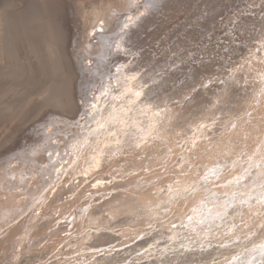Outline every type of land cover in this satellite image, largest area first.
Returning a JSON list of instances; mask_svg holds the SVG:
<instances>
[{
    "label": "bare ground",
    "instance_id": "bare-ground-1",
    "mask_svg": "<svg viewBox=\"0 0 264 264\" xmlns=\"http://www.w3.org/2000/svg\"><path fill=\"white\" fill-rule=\"evenodd\" d=\"M157 1L158 0H101V2L98 0H18V2L16 1L14 5L12 4L14 7H11L10 0H0V51L7 54L4 57H0V91L2 86L4 85L3 82H5V79L8 78L7 73L12 69L11 65L13 64L12 61L11 63L9 62L10 58L13 59V62L15 59H18L20 57V53L24 49V44L27 43V51H29L30 48L37 51V53L39 51L40 55L42 53L44 54V57L47 55L49 58H51V62H55L59 65V68L62 71L67 83V98L65 97V99H61V101L59 100L60 103H58H62L63 105H65V107H72V118L76 119L77 114L81 110L83 111L82 115L84 116L83 119H80L76 121V123H73L75 124L74 126H77L79 128L78 131H74L73 129L64 131L61 127V125L63 124V120L61 121L58 118L51 119L52 121L48 123L42 121L44 122V124H41L39 126L36 125V128H32V130H29L28 132L30 136L36 138L33 139L32 142L28 141L27 143L26 141L22 145L15 142L16 144H13L8 149H4L2 152H0V251H5L4 256L0 255V264H11L10 259L13 258L10 257V251L8 252L7 250V242L11 243L10 248H21L22 246L26 247L29 240L33 243L34 238L41 229L40 225H45L44 222L46 219H48L46 217H49L46 216L47 211L51 209L50 206L52 205L49 200L53 202L56 198L55 196L59 195L58 192L65 188L64 185L70 181H68V179L71 176L75 175L76 172L78 173L79 170L76 171V169H79V161L84 163V161L81 160H83V158H85L86 160L87 154L89 156L91 155L90 161L93 157L94 159H97L98 162L100 159L104 158L98 157L99 154L101 156V154L104 153V151L100 150L102 147L99 149L102 143L95 142L94 139L97 138V140L99 141V139L103 137V135L106 136L107 130L105 129L108 128V123H115L114 131L117 135V132L119 130H115V128L118 129L116 127V120L119 121V119L121 118H119L118 115L122 116V123L125 121L123 123V126H125V128L128 127L126 125H129L130 122L131 124L135 125L140 120L138 117H136L137 115L135 117H128L129 107L125 106L126 104H128V102H123L122 100L128 93L132 94V96H130V102L136 101V99L138 100V98H140L142 91L139 90V88H136V83L140 79L135 80V77L138 76L132 74V78L129 77V80H127L125 83H120L121 85L119 86V93L122 94L120 96L114 97L113 93H116L118 91L111 90L112 87L110 86L113 84L115 85V82L110 86L109 84H105L102 86V88H97L99 89V94L97 96H95L96 93L93 94V96L95 97L92 99L88 98V96H86L85 94L84 96L86 97V101L89 102L88 105L84 104V102L80 105L74 104L71 101V98L76 95L77 91L74 89L75 91L73 94V92L70 91L71 88L69 84L72 77L77 79L82 78L83 80L81 79V83L78 86L79 93H82L83 89L86 88V86L88 87L87 82L91 81V77L88 76L92 75L94 79L96 76H98L99 73H104V69L107 73L108 70L106 69L111 63V59L109 60V57L114 55L112 54V52L114 50H116V52H119L122 46L125 47L126 43L131 40L130 38H132L134 34L136 35L137 28H141V24H143L147 19V15L153 13L152 9L154 5H157ZM41 48L45 52L42 51L41 53ZM27 51H25L26 54ZM116 52L114 53L116 54ZM29 56L30 55L28 54V57ZM257 57L258 56H255L253 58L255 59ZM260 60L257 59L254 62L258 63L260 62ZM20 61L18 60L17 63H19ZM22 62L23 61H21V63ZM43 62L45 61L43 60ZM14 63H16V61ZM42 66L45 67L46 65L44 66L42 64ZM123 66L124 65L121 66V69L125 70L126 66L128 65L124 66L125 68H123ZM75 67H78L77 72L75 70ZM243 68H245V64ZM72 69H74L75 74H72ZM257 70L260 74L259 77H257L258 75L256 76L259 82L253 88L251 104L249 105L250 100L247 104L248 106L246 109H249L244 113L242 117L240 116V120H234V122H232L233 125H224L227 128V133L229 131L228 128H231V130L230 134H228L229 138L228 136H224V138L228 139L224 140V142H222V145H220V140H222V136H220L218 140H214V142L210 143V146H212L209 147L210 150H208L209 148L207 150L206 148H203L202 150H205L204 152H202V150H196V152H192L191 155L192 158H195V161H193V164L191 166L190 160H194V158L192 159L190 156L186 155L187 159H182L181 164H184L185 166L186 162H188V168L190 167V170L187 171L189 173L188 175L186 173H183L182 175L173 178L174 181H169L167 180V178L171 170L170 168L165 167L168 168L167 170L169 171L168 172L167 170H165L169 173H166V183H164V177H161V175L163 176L165 172L160 176H156L158 179L159 177L161 178V180H158L156 178L157 181H159V185L161 183L160 181H164V185L167 184L165 186L167 187L165 190L163 184L156 188H152L151 186H153L154 183L151 181V186L149 185L151 187V190H149L150 187L148 186V182L146 183L147 186L145 184H142L143 186L149 188L148 192H145V190L143 191V189H146V187L143 188L141 186L138 188L140 190H138L135 187L136 185L134 184V186H130V189L135 187L138 190L135 192L139 194L138 197H136L135 195H132V197L135 196L134 198H132L131 196V198L129 196H127L126 198L122 197L118 201H115L120 205L119 206L117 204L116 207H114V205H111L112 200L107 199L99 205L101 206L104 204L105 209L98 217L92 214L93 208H96L95 205V207L92 205L93 208L91 207V209H87L88 207L84 208L80 204L83 208L77 207L79 208L78 211L77 208H74L73 206V208L76 209L77 213L74 211L76 215L74 214L75 216L73 217V219L71 220L70 218L71 221L67 220L69 222H67L69 228L67 232L71 231V235L73 234L75 239V241H73V246L75 247L74 249L71 248L74 251H71V253L69 251L68 255H70L69 258H73V260H76L72 262L70 259V262L67 258L62 264H79V260L82 259L81 257H85L88 255L89 257H91V260H89V262H96L98 258L94 256H98L99 250L97 249L98 246L96 247V250L98 251L91 250L95 246L93 245L92 247V241L91 244L89 243V247L87 241H89V239H91L92 237H95L93 236L94 232H91L90 230H97L102 228L103 226L104 228H113L114 225L109 226L106 223V217L110 216L116 219L118 214H121L118 208L126 204L133 206L132 212L138 210H135V206L138 208L139 206H143L144 208H142L146 209L143 213L147 215V218L150 216L152 217V215H154L155 217L153 216L154 219L148 218L147 221L144 220L146 218L142 217L144 218V222L146 221L145 223L141 222L140 224L137 222L134 224L132 223V225L130 223V226H127L128 228L125 229H123L125 225H122L123 228L121 229V231H119V229L115 231L117 232V234L118 232H120V236L122 237L121 243H119L120 240L117 242L118 244H116V242L114 241L115 244L112 242L113 245L109 244V246L111 245L110 247H107L105 243V249H100V252H104L102 253V255H105L104 258H102L103 256L99 254L101 255L99 257H101L105 261L114 260V258L112 257L113 253L114 255H117L121 252L129 251V249H134L130 248L129 246L134 240L131 238V241V239L127 240L126 238H130L131 236L129 235H132L131 232L133 231V235L136 241L138 238L140 239V237L144 239V237H146V235L150 233L142 229L144 228V226L147 227L148 225L151 227H156L157 229L160 228V230H158L160 233L158 232L159 235L153 234V240L148 239L149 244H147L149 246H147V250H144V255L141 254L142 256H137L136 260H144L152 256L151 254H149L151 252H156V256H160L162 258L165 255L168 256L171 253H180L181 255V253L184 252L185 255L188 253H186L185 251L188 250L190 251V253L191 251H195V254L197 253L200 256V258L192 260V264H264V235L262 237L255 236L256 234H258V230H260L262 227L264 230V128H262V126H264V70ZM87 77L90 78V81L88 80L85 83ZM121 78L122 76L118 77V80ZM107 79L108 77H106V80ZM6 83H8V80ZM6 89L8 90V88ZM7 90H4V92ZM85 90L86 89H84V91ZM104 93H106L105 97H110V99L113 96V100H115V98H118L119 101L122 100L123 104L121 102L120 103L124 105L123 108L125 107L126 109L121 111L117 108L118 110H120V112L117 113V111H114L115 109H113V105L111 108H108V106L105 104L106 102L104 103L103 101ZM6 98L7 94L3 93L0 97L1 102L6 104ZM111 104L112 103H110V106ZM169 110L166 109V111H157L156 116H154L155 122L159 123L160 119L163 117L164 119L167 117L169 119L168 114L173 116L174 112H171L172 110ZM130 113H132V111H130ZM84 120H87V122H85V124L81 126ZM89 122H92L93 124L91 126H85L86 124H90ZM65 125L69 126L72 125V123L66 122ZM120 125L122 126V124ZM109 127H111V125H109ZM254 127H256V130H253ZM82 130H85V132H83ZM122 132L132 133L133 131L125 129L121 130V133H118L117 139L114 140V137H111V139L116 141L117 144L113 141V143L115 144L112 143L110 145L111 139H109L110 143L106 144L108 146L104 147L105 152L107 153H105V155H108L107 158L110 159L109 166L111 168L108 170V174L112 177L116 174L127 172L128 169L135 170L136 168H138V164L141 163H138L140 156H150V154L147 152V150L149 149L148 143L155 141V143L151 147H156L157 149L163 147L164 143L165 146H169L174 152L177 151L176 147H172L177 146V143L173 142V140L176 141L177 138L176 136L174 137V134H172L174 132L171 133V131L165 127H161V129L156 132L155 136V138L157 139L162 137V142L154 138L151 139L147 135H138L135 136L134 142L129 141L127 143V140H125L126 136H122ZM69 133H71L72 135H69ZM198 133L199 132H197V134ZM61 135L65 140L64 143L62 140L63 138H60ZM130 136H132V134H130ZM102 139L104 140V137ZM98 145L99 147H97ZM81 146H83L82 152L80 155H77L75 150L77 148H80ZM137 146L139 147V149L137 148ZM242 148L244 150H242ZM90 149H92V151ZM15 150L17 151L15 154H9ZM6 153L7 155H5ZM4 155L7 158L3 159L2 157ZM141 159H143V157ZM90 161L89 166L92 165L90 164ZM145 161L149 164L153 162L147 159ZM96 162L97 161H95V164H97ZM101 163L104 164L103 162ZM84 164L83 166L80 165L83 167V170L88 167V163L86 164L87 167L85 168ZM129 164H133V166L130 168L128 167ZM175 164H178V161ZM198 165L200 167H198ZM98 166H96V168H98ZM142 166L144 167V165ZM195 166H197L198 168L194 169ZM226 166H228V168H226ZM225 169L226 172H224ZM186 170L188 169L184 168V170L180 169L177 171L186 172ZM87 171L91 172V168H88ZM88 172H86L87 174H85L88 175ZM90 174L91 173H89V175ZM91 177L92 175L88 178L90 179ZM150 177L151 176H149V179ZM74 179L76 180L77 178ZM98 179L99 181L97 182L96 180ZM83 180L84 178L82 179V182ZM96 180L95 183L97 186H107V184L104 185L103 178H96ZM152 180L154 179L152 178ZM202 180H204L205 182ZM201 181L204 183L201 184ZM154 182H156V180ZM80 183L81 182H79L78 185L75 184L76 186L70 185V187L79 189ZM125 183V186H129L127 182ZM187 185H189V187ZM116 186L119 187L118 184H116ZM161 186H163L164 191L161 189ZM159 189H161L162 192L159 193ZM187 189L188 194L186 197L188 199L184 201L183 198L181 199V196ZM135 190L132 189L130 192L133 193L132 191ZM107 192L108 190L106 191L105 195L109 196L110 191L108 192V194ZM132 202L133 204H136L133 205L131 204ZM74 209H72V211ZM163 209H165L167 212L162 213L161 210ZM87 211H89V213H86ZM52 212L54 211L52 210ZM103 213H106V215H108L103 216ZM145 214L143 215L145 216ZM60 215L62 214L60 213ZM163 216L168 217V219L165 217V221L163 219ZM140 217L141 216H139V218ZM34 219H37V221ZM58 220H56V225L59 226L60 222H58ZM143 220L140 219V221ZM154 221L156 222L153 225L152 223ZM158 221H160V224L158 223ZM110 222V225H112V221ZM115 226L117 227V225ZM135 228L139 229L134 230ZM56 229L57 228L53 230L54 234H58V231L59 233L62 231L61 228L59 230ZM85 231L87 232L86 234H84ZM51 232L52 231H50V233ZM150 232H153V230H151ZM60 234H62V232ZM68 234L69 233H67V235L64 237L68 238ZM64 237H62V239ZM46 239L47 238H45L44 242H46ZM70 239L72 240V237ZM42 240L44 239L42 238ZM136 241L135 243H137ZM160 241H162V245H160L161 247H159V245H156L159 247L158 249L156 247L151 249L150 246H152V244H154L155 242L159 244ZM129 242L130 244L128 245ZM61 243L60 241L58 242V244L63 247ZM139 243L136 245L138 246ZM124 244L126 247L129 246V248H123ZM215 245H218V247L215 248ZM143 248L145 247L143 246ZM37 249L38 248L36 247L35 250ZM59 250L57 252L58 255L60 252ZM139 250H141V248H139L138 251ZM65 252L67 254V251ZM141 252L142 251H139V254ZM42 253H45V251H43ZM62 254L64 255V252H61V255ZM71 255L74 256L71 257ZM13 256L16 260L19 255ZM37 256L40 255L37 254ZM131 256H133V254ZM212 256L213 258H211ZM133 259L134 258L132 257V261ZM175 259L178 260L180 259V257H176ZM57 260L60 261L61 259ZM101 261L99 262L101 263ZM16 262L17 261H15L14 263ZM99 262H96L95 264H99ZM113 262H116L117 264V261ZM84 263H88V260ZM132 263L136 262L134 261ZM158 263H160V261ZM104 264H106V262Z\"/></svg>",
    "mask_w": 264,
    "mask_h": 264
},
{
    "label": "rangeland",
    "instance_id": "rangeland-1",
    "mask_svg": "<svg viewBox=\"0 0 264 264\" xmlns=\"http://www.w3.org/2000/svg\"><path fill=\"white\" fill-rule=\"evenodd\" d=\"M10 1H11L10 2L11 7L14 5V3H16V1L18 2V0H10ZM98 1L101 2V0ZM157 2H158L156 3L157 5L153 6L152 9L153 13L147 15V19L144 21V23L141 22L143 24L140 23L142 25V26L140 25L141 28L140 27L137 28V33L134 32L136 33V35L134 34L133 37L130 38L131 40H129V42L126 43V46L125 47L122 46L119 52H116V50L113 49L114 51L112 52V54L114 55L109 57V60L111 59V63L108 65V68L106 69L108 70L107 73L104 69V73L102 72L99 73L98 76H96L94 79L92 75L88 76L91 77V79L87 77L85 83L89 79L91 81L89 80L90 82H87L88 87L86 86V88H84L85 85L84 87H82L86 89L85 91L83 89L82 93H79V88H78L82 78L77 79L72 77L71 82L69 84L71 88L70 91H72L73 94L75 90L77 91L75 95L76 98L73 95L74 97L71 98V101L74 104L80 105L84 102V104L88 105L89 102L86 101V97L84 96L85 94L86 96H88V98L92 99L99 94L98 93L99 89L102 88L103 85L109 84L110 86L115 82L118 85L116 84L111 85L110 86L112 87L111 90L118 91L116 93H113L114 97L120 96L122 95L119 93L120 90L119 86L121 84L129 80L128 79L129 77L132 78L133 75L140 77V78L135 77V80L140 79L136 83L137 84L136 88H139V90L142 91L140 98H138V100L136 99V101L130 102V96H132V94L128 93L122 99L123 102H128V104L125 103L126 104L125 106L129 107L128 117L130 116L135 117L137 115L136 117L140 119L139 120L140 122L138 121L135 125L131 124L130 122L129 125H126L128 127L125 128V126H123V123L125 121L122 123L123 120L122 116L118 115L119 118L121 117L120 118L121 120L120 119L119 121L116 120L117 123L116 127L118 129L115 128V130H119L118 132L116 131L117 135L114 131L115 123L109 122L108 125L106 123L108 128L105 129L107 130V133L106 136L103 135L104 140L102 139L103 137H101L99 141L97 140V138L94 139L95 142H99V143L101 142L102 144H104V145L101 144L100 147L99 145L97 146L99 147V149L102 147L100 150L104 151V153H102L101 156L99 154L98 157H104V158L100 159L98 162V160L94 159L93 157L91 158L92 160L90 161L91 155L89 156L87 154L86 160L85 158L81 160L84 161L85 164L79 161L78 164L79 169H76V171L79 170L78 173L76 172L75 175L70 177L73 179L70 178L68 179V181L70 180L68 182L70 184L66 183L64 185L65 188H63L60 192H58L59 195L57 194L58 196H55L56 198L53 202L49 200V202L52 205L50 206L51 209L47 211L46 216H49L50 218L46 217L49 220L48 219L45 220L44 222L45 225L42 226L40 225L41 227L40 231L41 230L42 231L41 232L39 231L37 233L36 237L33 240V243L32 241L29 240L28 245H26V247L22 246L21 248L19 247L10 248L11 243L7 242L8 243L7 250L8 252L10 251V257H13L12 259H10L11 264H18V263L19 264L20 263L21 264H48V263L62 264L67 258L70 261L71 258H69L70 255H68V253L69 251L70 253L71 251H74L73 249L75 246H73L74 245L73 241H75V239L73 234L71 235V231L67 232L69 230L68 228L69 222L67 220L71 221L73 217L76 215L77 212L76 209H74L75 207L76 208L88 207L87 209L89 208L91 209L92 205L93 206L95 205L96 208L92 207L93 208L92 214L98 217L100 214H102L101 212L104 211L105 209L104 204L101 206L99 205L107 199L112 200L111 205H114V207H116L118 202L115 201H118L122 197L124 198H126L127 196L132 197V195L138 197L139 194L135 192L140 190L138 188L141 186L143 188L146 187L147 182H148V186L150 185V181L154 183L153 186L150 185L152 188L154 187L156 188L161 184H163V186L165 187L167 185V184L164 185V183H166V179H165V177H167L166 173L169 172L167 170L168 168H170L171 170L170 174L168 173L171 176L168 175L167 178V180L169 181L170 180L174 181L173 178H176L182 175L183 173H186L188 175L189 173L187 171L190 170V167L188 168V162H186L185 166L184 164H181L182 159L183 158L187 159L186 155L192 158L191 154L192 152H196V150H202L203 148H206L207 150L209 147H212L210 146L211 145L210 143L214 142V140H218L220 136H222V140H220V145H222V142H224V140H227L229 138L228 134H230V130H231V128H228L229 131L227 133L226 126L233 125L232 122H234V120L235 121L240 120V116L242 117L244 113L249 109V108L246 109L248 106L247 104L249 100H250L249 105L251 104L253 88L259 82L257 77H259L260 74L258 73L257 69H259L260 71L264 70V0H164V1L158 0ZM26 46L27 43L24 44V49H25V50L23 49L24 52L22 50L24 54L22 52L20 53L21 59L19 57L18 59L14 60V62L16 61V63H14L13 59L10 58L9 62L11 63L12 61L13 64L11 65L12 69L7 73L8 78L5 79L6 81L4 80L5 81L3 82L4 85L2 84L3 86L0 91V97L3 93L7 94L6 104L1 102L0 100V152H2L4 149L5 150L8 149L9 147H11L13 144L16 143L22 145L26 141L27 143L28 141L32 142V140L36 138L30 136L28 132L29 130H32V128H36L37 126L44 124V122L42 121L48 123L52 121L51 119L58 118L61 121L63 120L62 121L63 124L61 125V127L64 131L71 129H73L74 131H78L79 128L77 126H74L75 124L73 123H76V121L84 118V116L82 115L83 114L82 110L77 114V118L74 119L71 117L73 111L72 107L71 106L65 107V105H63L62 103L59 104L61 99H65V97L67 98V94H66L67 83L65 81V77L62 71L59 68V65L55 62H51L52 61L51 58H49L47 55L44 57V54L42 53L43 51L42 48L40 50L42 54L40 55L39 51L37 53V51L33 50L32 48H30V50L27 51L28 46L27 49ZM25 51H27V54ZM114 52H116V54ZM28 54L30 55L29 57ZM0 55H1L0 57H4L7 54L0 51ZM24 55L26 58L24 57ZM255 56H258L260 58L262 57L261 60L263 61H261L260 58L257 57L255 59L260 60V62L258 63L254 62L256 61L253 58ZM42 59L45 62H43ZM18 60L19 61L21 60L23 62L21 63L20 61L19 62L20 65H19V63H17ZM42 64L46 66L43 67ZM125 64L128 65L130 68ZM244 64H245V68H243ZM251 64H253L254 66ZM122 65L126 66L125 70L121 69ZM124 66L123 68H125ZM75 68L77 72L78 67ZM73 73L75 74L74 69H72V74ZM117 73L119 74V76ZM117 76L118 77L122 76V78L118 80ZM106 77H108L107 80ZM115 77L117 80L115 79ZM7 80L8 83H6ZM3 88L4 90H7L6 88H8V90L4 92ZM93 94H95V96H93ZM105 94L106 93H104L103 101L104 103L106 102L105 104L108 106V108H111L113 105V109H115L114 111L115 112L117 111V113H119L120 110L123 111L126 109L125 107L123 108L124 105H122L123 104L122 100L119 101L118 98L117 99L115 98V100H113L114 99L112 98L113 96L110 99V97L109 98L107 96L105 97ZM110 103H112L111 106ZM117 108L120 110H118ZM169 108L170 110H172L171 112H174V115L171 116L170 114H168L169 119L168 117L165 119L163 117L160 119L159 123H156L154 120V116H156L157 111L159 110L166 111V109L169 110ZM130 111H132V113H130ZM87 120H84L81 126H83L85 122H87ZM66 122H70L72 123V125L69 126L65 125ZM92 124L93 123L91 122L90 124H86L85 126H91ZM118 124L119 125L122 124V126L121 125L119 126ZM109 125H111V127H109ZM161 127H165L169 129L171 133L174 132L172 134H174V137L176 136L178 140L176 139L177 142L173 140L174 143H177L176 144L177 146H172V147H176L177 151L174 152L169 146H165L164 143H163V147L161 148L158 149L156 147L152 148L151 146L155 143L154 141L148 143L149 149L147 150V152L150 154V156L147 155L140 156L138 163L139 162L141 163L138 164L139 165L138 168L134 167L136 168L135 170L128 169L127 172H124L122 174H116L113 177L108 174V170L111 168L109 166L110 159L107 158L108 155H105L106 152L104 147L108 146L106 144L110 143L109 139H111V137H114V140L117 139L118 133H121V130L125 129V130L133 131L132 133L122 132V136H126L125 140H127V143L129 141L134 142L135 136L138 135H147L151 139L154 138L162 142V137L158 139L155 138L156 132L159 131ZM262 128H264V126H262ZM253 130H256V127H254ZM83 132H85V130ZM197 132L199 133L197 134ZM130 134H132V136H130ZM69 135L72 134L69 133ZM224 136H228V138H224ZM61 137L62 135L60 136V138ZM105 139L108 141H106ZM62 140L64 143L65 142L64 138ZM114 140L111 139L110 145L113 143ZM114 142L117 144L116 141ZM137 148L139 149L138 146ZM82 149L83 146L77 148L75 150L76 154L80 155ZM90 150L92 151V149ZM208 150H210V148ZM239 150H240V146H239ZM242 150L244 149L242 148ZM204 151L205 150H202V152ZM16 152L17 151L15 150L9 154L12 155L15 154ZM5 155H7V153ZM5 155L2 157L3 159L7 158L5 157ZM142 157L143 159H141ZM146 159L151 160L153 162L149 164L148 162L145 161ZM89 161L90 164H92L90 165L91 167L89 166ZM95 161H97L96 162L97 164H95ZM177 161L180 166L178 164H175L177 163ZM193 161H195V158L194 160H190V166L193 164ZM101 162H103L104 164H102ZM80 163L84 164V168L87 167L86 164L88 163V167L85 168L86 171L83 170L82 167L83 164ZM142 165H144V167ZM96 166H98V168H96ZM132 166L133 164L128 165V167L130 168ZM198 167L200 166L198 165ZM198 167L195 166L194 169ZM88 168H91V172L87 171ZM184 168L188 170H186V172L177 171L180 169L184 170ZM226 168H228V166H226ZM165 170H167L168 172ZM86 172H88V175H86L87 174ZM224 172H226V169L224 170ZM89 173L91 174L89 175ZM161 174L164 175L162 176ZM91 175L92 177L89 179L88 177H90ZM160 175L161 177H164L163 179L165 180V182L160 181L161 183L159 185V181H157L158 178L156 176H160ZM149 176H151L150 179ZM74 178L77 179L75 180ZM79 178L81 179V181ZM83 178L84 180L82 182ZM96 178H100V179L103 178L104 179L103 183L104 185L107 184V186L106 187L102 186L103 188L101 187V185L97 186L95 182L96 181L98 182L99 179L96 180ZM152 178L154 180H152ZM159 179L161 180L160 177ZM155 180L156 182H154ZM202 181L200 182L201 184L205 182ZM79 182H81L79 185L80 186L79 189L70 187V185L72 186H74L75 184L78 185ZM125 182H127L129 186H125L126 184ZM116 184H118L119 187H117ZM134 184L136 185L135 187L138 190L135 187H133L132 189L133 190L136 189V190L132 191L133 193H131L130 191L132 189H130V186H134ZM142 184L143 185L145 184L146 186H143ZM163 186H161L162 188L160 187L162 190H163ZM187 186L189 187V185ZM151 187L150 189L146 187L147 190L144 188L143 191L145 190V192H148L149 190H151ZM166 188L167 187H165L164 190ZM161 189H159L160 190L158 191L159 193L162 192ZM188 189L184 191L185 193H183L181 196V199L183 198L184 201L188 199L186 197L188 194ZM107 190L108 192L110 191V193L112 192L111 194L109 193V196L105 195ZM135 196H133L132 198H134ZM131 204H133V202ZM135 204L136 203H134L133 205ZM132 207H133L132 205H127V204L119 207L118 209L120 210L121 214L119 213L120 215L118 214L116 219L107 216L108 214L106 215V213L105 214L103 213V216L104 215L107 216L106 223L109 226L114 225L113 228L112 227L104 228L103 226L102 228L97 230L96 229L90 230L91 232L92 231L94 232L93 236L95 237H92L91 238L92 240L89 239V241L87 242L88 244L89 243L91 244L92 241L91 244L92 247L93 245H95L93 249H91L92 247L90 248L91 250H95V251L99 250L98 256L97 255L94 256L98 258V260H96L97 263L102 260L101 263L99 262V264H104L105 262L106 264H110V263L116 264V262L113 261H117V264H130V263L131 264H141V263L142 264H168V263L192 264V260L200 258V256L197 253L195 254V251H191L190 253V251L187 250L185 252L188 253L185 255L184 252H182L181 255L180 253H178L179 255L176 253H171L168 256L165 255L162 258L160 256L157 257L156 252L154 253L151 252L149 254H151L152 256L144 260L143 259L136 260L137 256L144 255L143 254L145 253L144 250H147V246H149L148 239L153 240L152 237L153 234L159 235L160 233L158 231L160 230V228L157 229L156 227H151L147 225V227L146 226H144V228L142 227L143 228L142 230L147 231L150 234H147L146 237H144V239L140 237V239L138 238L136 241L133 235L134 234L133 231L131 232L132 235H129L131 237L126 238L127 240H130L131 238L134 240L132 241L131 239L132 243L131 244L130 242L128 243V245L130 244L129 245L130 248H134V249H129V251L121 252L117 255L116 254L114 255L113 253L112 257L114 258V260L105 261L104 259H102L104 258L105 255L104 254L102 255V253L104 252L103 251L100 252L101 251L100 249L101 248L102 250L105 249V243L107 247L109 246V244L113 245L114 241L116 242V244H118L117 242L120 240L119 243H121L122 237L120 236V232H118L117 234V232L115 231H117L118 229L119 231H121L124 225L126 227L124 226L123 229L128 228L130 226V223L131 225L132 223L134 224L137 222L141 224V222L145 223L148 218L154 219L155 217L154 215H152V217L150 216L147 218V215L143 213L144 210H146L143 209L144 208L143 206H142L143 208L139 206V208L141 209L135 206V210L136 209L138 210L133 212H132ZM79 208H77V211ZM72 209L74 210L72 211ZM52 210L54 212H52ZM68 212L71 214H69ZM161 212L166 213L167 211L163 209L161 210ZM60 213L62 215H60ZM86 213H89V211H87ZM143 214H145V216ZM135 215L138 218L139 216H141L139 220ZM165 217L163 216V219L166 221V218L168 219V217L166 218ZM140 219L141 220L144 219L146 221L145 222L144 220L140 221ZM34 220L37 221V219ZM56 220L60 222L59 226L56 225ZM63 221L66 223H64ZM110 221H112L113 223L112 225H110L111 223ZM155 222L156 221H154L152 224L154 225ZM158 223L160 224V221H158ZM65 224L67 229L65 227ZM115 225H117V227ZM53 228L54 229L57 228L58 230L61 228L62 234H60L61 232L59 233V231L58 234L57 233L54 234ZM62 228L63 229L65 228L66 230L64 229L65 230L64 231ZM138 229L135 228L134 230H138ZM151 230H153V232H150ZM50 231H52L51 232L52 234L50 233ZM66 232L69 233L68 238L64 237L67 235ZM86 233L87 232L85 231L84 234ZM263 235H264V230L262 227L260 230H258V234H256L255 236L262 237ZM62 237H64L65 240L64 238L62 239ZM71 237L72 240L70 239ZM42 238L44 240H42ZM45 238H47L46 242H44ZM59 241L60 243L62 242L61 244L64 248L58 244ZM135 241L137 243H135ZM63 242L66 245V247L63 244ZM138 243L139 245L137 246L136 244ZM161 243L162 241H160L159 244L155 242L154 244H152L153 247L152 246L150 247L151 249L154 247L158 249L159 247H161L160 246L162 245ZM54 244L57 246H55ZM156 245H159V247ZM129 246L126 247L124 244L123 248L125 247L129 248ZM143 246L145 248H143ZM36 247L40 251L38 249L35 250ZM96 247L98 250H96ZM214 247L216 248L218 247V245H215ZM139 248H141V250L139 251H142L140 254L138 251ZM58 250L60 251L59 255L57 253ZM43 251H45V253H42ZM65 251H67V254ZM4 252L5 251L3 250L0 251V255L4 256ZM61 252H64V255L63 254L61 255ZM37 254L40 256H37ZM99 254H101L103 257L102 258L99 257L101 256ZM132 254L133 256H131ZM13 255L15 256L19 255V256L15 260ZM171 255L173 256L174 259L172 258ZM73 256L71 255V257ZM88 257L89 255L85 257H81L82 259L79 260L80 262L79 264H85L84 262H86L87 260L88 263L86 264L96 263L95 261H94L95 263L93 261L92 263L91 261L89 262V260H91L90 259L91 257L89 258ZM132 257L134 258L133 261H132ZM176 257H180V259L176 260L175 259ZM211 258H213V256ZM57 259H61L60 260L61 262ZM75 260H73V258L71 259L72 262ZM15 261H17L18 263L17 262L14 263ZM134 261L136 263H132ZM159 261L160 263H158Z\"/></svg>",
    "mask_w": 264,
    "mask_h": 264
}]
</instances>
